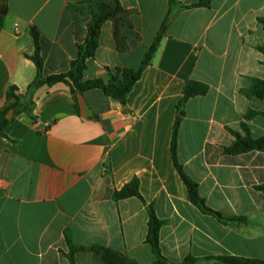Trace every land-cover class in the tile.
Instances as JSON below:
<instances>
[{"label": "crops", "instance_id": "1", "mask_svg": "<svg viewBox=\"0 0 264 264\" xmlns=\"http://www.w3.org/2000/svg\"><path fill=\"white\" fill-rule=\"evenodd\" d=\"M93 1L0 4V112L11 86L24 97L37 76L31 28L41 35L44 75L68 72L91 19L74 8ZM120 1L131 12L122 44L114 23H104L83 80L109 83L117 70H139L162 34L160 47L126 105L99 89L75 98L57 84L36 91L35 121L14 109L7 136H0V264H72L69 241L132 264H157L147 243L151 207L163 221L161 254L173 264L264 262V152H226L235 133L264 137V100L248 93L255 80L264 81V0ZM201 1L210 7H192ZM190 80L209 92L184 108L179 163L208 207L243 221L203 213L175 167L173 133ZM135 179L143 200H116ZM74 264L106 263L85 251Z\"/></svg>", "mask_w": 264, "mask_h": 264}, {"label": "trees", "instance_id": "2", "mask_svg": "<svg viewBox=\"0 0 264 264\" xmlns=\"http://www.w3.org/2000/svg\"><path fill=\"white\" fill-rule=\"evenodd\" d=\"M8 0H0V4H5ZM176 0H170L171 6ZM192 7H210L209 1H201ZM189 8V7H187ZM74 10L78 13L89 15L91 17L88 23V35L87 39L83 44L77 46V57L70 64L68 72L55 74L51 76H45L44 60L41 55V35L37 28H31V35L35 44V54L29 56L36 67L37 76L32 84L29 86L28 91L24 97L17 95L18 88L11 86L7 92V101L9 105L6 109L0 112V136L6 137V130L9 125L13 122L7 119V114L11 109L16 110V114H26L31 117L34 121L36 120L33 116L34 108V96L38 89L48 86L52 87L57 84H64L68 86L76 98L78 94L84 92L99 89L102 90L107 96L114 98L119 101L122 105H126L127 97L133 90L135 84L140 80L145 69L151 65L162 41V34H159L153 46L146 54L142 66L139 70H117L112 76V80L109 83H105L102 80H94L85 82L83 80V73L87 68V60L94 57L99 47V39L101 30L107 21H112L115 26V35L119 44H122L123 37L121 36V28L130 25L131 12L125 9L120 0H96L93 2L86 3L82 7H75ZM260 22L264 25V18L260 19ZM264 53V46L261 48ZM209 92V86L190 80L186 83L183 91V98L178 105V118L175 124L173 139H172V155L175 167L179 172L181 179L185 183L191 202L197 206L203 213L212 215L219 221L224 223L243 221V219L227 218L223 214L214 211L208 207L206 201L200 195L199 185L193 181L185 172L183 166L179 163L177 152H178V141H179V129L184 117V108L188 101L198 96H205ZM249 94L264 100V81L255 80L252 87L250 88ZM243 128L247 130V126L243 125ZM236 141L234 144L226 149V152L231 155H239L251 151L264 152V137L260 139H254L250 134L247 137H242L240 134L235 133ZM264 191V188H263ZM132 197H137L143 200L140 193V183L138 179L133 180L130 184L126 185L120 192L115 194L116 200H123ZM150 221H149V232L147 236V243L152 247L156 257L157 264H173L169 262L161 254L160 248V230L163 226L161 221L154 209H149ZM71 247V261L74 264V255L78 252H95L99 254L106 264H132L121 255H118L110 250L101 247L83 248L76 247L69 241ZM219 261L225 264H264V262L258 260H249L237 257L219 258ZM196 260L194 258H188L183 264H191Z\"/></svg>", "mask_w": 264, "mask_h": 264}, {"label": "water", "instance_id": "3", "mask_svg": "<svg viewBox=\"0 0 264 264\" xmlns=\"http://www.w3.org/2000/svg\"><path fill=\"white\" fill-rule=\"evenodd\" d=\"M13 116H14V109H11L7 114V119L12 120Z\"/></svg>", "mask_w": 264, "mask_h": 264}]
</instances>
